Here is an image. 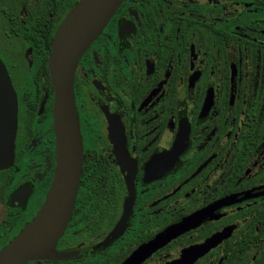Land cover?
<instances>
[{
    "label": "flooded vegetation",
    "instance_id": "obj_1",
    "mask_svg": "<svg viewBox=\"0 0 264 264\" xmlns=\"http://www.w3.org/2000/svg\"><path fill=\"white\" fill-rule=\"evenodd\" d=\"M78 1L0 0L17 100L0 251L53 181L48 57ZM73 82L83 161L71 213L55 257L26 264H264V0H123Z\"/></svg>",
    "mask_w": 264,
    "mask_h": 264
},
{
    "label": "water",
    "instance_id": "obj_2",
    "mask_svg": "<svg viewBox=\"0 0 264 264\" xmlns=\"http://www.w3.org/2000/svg\"><path fill=\"white\" fill-rule=\"evenodd\" d=\"M122 1L79 0L52 38L48 69L53 89L52 127L57 166L43 206L14 240L0 251V264H26L30 260L55 257L54 243L69 219L83 161L74 99L75 67ZM45 101L46 95L41 101L40 111ZM16 127V96L8 75L0 65V162L13 155Z\"/></svg>",
    "mask_w": 264,
    "mask_h": 264
}]
</instances>
